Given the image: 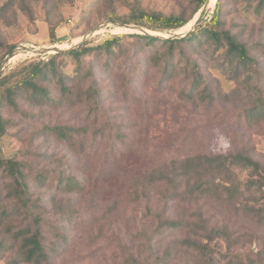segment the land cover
I'll return each instance as SVG.
<instances>
[{"label": "rangeland", "instance_id": "obj_1", "mask_svg": "<svg viewBox=\"0 0 264 264\" xmlns=\"http://www.w3.org/2000/svg\"><path fill=\"white\" fill-rule=\"evenodd\" d=\"M218 1L210 4L193 32L208 25ZM223 4L227 28L250 43L264 45V19L249 10L244 0H223ZM136 5L170 15L181 13L188 2L0 0V64L15 50L0 80L54 56L38 50L67 49L102 24H123L110 18L126 16ZM192 23L178 32L152 31L177 35L190 30ZM51 26L56 30L55 41L50 38ZM127 31L131 30L103 28L87 44L132 34ZM257 50L264 73V49ZM194 58L218 91L215 106L208 112L196 109L173 89H160L152 78H138L118 89L122 79L107 75L99 84L104 89L113 87L116 94H106L102 114L97 116L89 117L84 105L39 109L22 102V112L3 110L12 125L0 142V159L16 158L26 164L32 193L44 209L46 243L58 251L52 253L49 264H128L129 259L137 264H210L209 258H215V264H264V221L249 217L245 208L256 207L255 195L244 186L253 171L234 169V179L245 196L230 198L220 182L218 188L196 199H172L166 192L175 186L165 183L171 164L196 155L244 150L264 168V122L251 126L246 121V110L264 104V76L249 85L245 73L232 72L206 46ZM73 69L69 62L67 71ZM46 127L78 132L72 133L71 142L60 141L43 136ZM40 173L48 178L44 185L34 179ZM61 176L78 179L82 187L58 191L55 180ZM69 210L75 214L71 219ZM168 218L188 225L170 228ZM188 239L200 248L184 245ZM204 247H209L207 252L202 251ZM17 260V247L11 246L0 264H28Z\"/></svg>", "mask_w": 264, "mask_h": 264}, {"label": "trees", "instance_id": "obj_2", "mask_svg": "<svg viewBox=\"0 0 264 264\" xmlns=\"http://www.w3.org/2000/svg\"><path fill=\"white\" fill-rule=\"evenodd\" d=\"M183 1L188 2V7L182 5L183 11L179 14L167 15L136 5L128 15L110 19L154 31L178 32L185 28L206 2ZM244 1L249 10L264 19V0ZM188 9L191 10L189 14ZM223 17L224 4L223 0H219L208 25L185 38L162 40L140 34L114 36L97 45L86 44L70 54H57L47 62L30 64L13 71L0 80V142L12 125L4 117L3 110L8 108L22 112V102L39 109L84 105L88 108L89 117L102 114L101 105L106 94L111 91L116 94L113 87L104 89L100 86V79L104 75L120 77L122 83L118 89L135 83L138 78H152L157 80L160 89H173L196 109L211 111L217 101L218 91L215 83L203 73L198 59L194 58L201 46L209 48L214 55L219 54L224 66L232 72L245 73L249 85L254 78L264 76L263 61L257 56V49H264V45L250 43L241 33L227 28ZM50 38L56 39L54 26L50 27ZM86 59H89V63L85 62ZM69 62L74 66L72 72L67 71ZM246 121L251 126L261 125L264 122V104L246 110ZM77 132L70 128L46 127L42 133L43 136L52 135L60 141L68 139L71 142L74 139L72 133ZM171 165L168 172L170 178H165V183L175 186L173 191L166 192L172 199L183 201L204 196L218 188V182L230 198L245 196L241 184L234 179V169H250L253 174L244 186L246 192L255 195L253 199L256 207L249 208L246 205L245 208L249 217L264 221V168L249 152L235 150L219 155H196L174 161ZM25 167L26 164L16 158L0 159V228L5 234L0 238V257L7 248L15 246L20 259L17 262L49 264L52 253L58 251L46 243L44 209L39 200L34 198L33 182L25 172ZM34 179L41 185L48 180L43 173ZM55 185L62 192H73L82 187L78 179L63 176L55 180ZM180 187L184 189L180 191ZM69 212L68 217L71 219L75 214L71 210ZM165 222L173 229H184L188 225L182 219L174 221L168 218ZM201 229L204 228L201 226ZM218 232L222 237L221 231ZM213 233L217 232L213 230ZM210 239L214 240V237ZM183 243L189 247H199L191 239ZM208 248L204 247L202 251L207 252ZM207 261L210 264L216 262L215 258ZM128 264L137 262L129 259Z\"/></svg>", "mask_w": 264, "mask_h": 264}, {"label": "water", "instance_id": "obj_3", "mask_svg": "<svg viewBox=\"0 0 264 264\" xmlns=\"http://www.w3.org/2000/svg\"><path fill=\"white\" fill-rule=\"evenodd\" d=\"M210 2L211 0H207L203 7L196 13V15L193 17L191 21L194 22L193 26L185 32L182 35H160L152 30L136 26V25H130V24H120V23H114V22H107L105 24H102L98 26L96 29L93 31L89 32L87 35L83 36L80 38L81 40L74 44L73 46L67 48V49H60V48H50V49H43V50H38L39 53L45 54V55H57V54H70L74 51L79 50L81 47L85 46L89 40H91L94 36L98 34L103 28H108V27H120V28H125V29H130L131 31H127L128 33L132 34H140V35H145L149 37H154V38H159V39H164V40H173V39H180V38H185L188 35H190L193 31H195L196 27L203 21L205 14L207 10L210 8ZM190 21V22H191ZM189 22V23H190ZM194 29V30H192ZM22 48H25L21 46ZM15 50L5 59L3 63L0 64V75L2 71L5 69L7 64L9 63L10 59L13 57Z\"/></svg>", "mask_w": 264, "mask_h": 264}, {"label": "bare ground", "instance_id": "obj_4", "mask_svg": "<svg viewBox=\"0 0 264 264\" xmlns=\"http://www.w3.org/2000/svg\"><path fill=\"white\" fill-rule=\"evenodd\" d=\"M213 1H214V0H211L210 4H211ZM193 23H194V22H193ZM193 23H192V25H193ZM185 32H186V30H184L183 32H181V33H179V34H177V35H182V34H184ZM80 40H81V39H80ZM80 40H79V41H80ZM79 41H78V42H79ZM36 53H39V52L36 51Z\"/></svg>", "mask_w": 264, "mask_h": 264}]
</instances>
